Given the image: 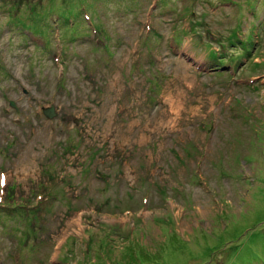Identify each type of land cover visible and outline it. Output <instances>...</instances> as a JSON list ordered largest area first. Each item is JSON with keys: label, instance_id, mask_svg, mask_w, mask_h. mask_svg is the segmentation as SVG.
Listing matches in <instances>:
<instances>
[{"label": "rangeland", "instance_id": "rangeland-1", "mask_svg": "<svg viewBox=\"0 0 264 264\" xmlns=\"http://www.w3.org/2000/svg\"><path fill=\"white\" fill-rule=\"evenodd\" d=\"M0 178V264H264V0H0Z\"/></svg>", "mask_w": 264, "mask_h": 264}, {"label": "trees", "instance_id": "trees-1", "mask_svg": "<svg viewBox=\"0 0 264 264\" xmlns=\"http://www.w3.org/2000/svg\"><path fill=\"white\" fill-rule=\"evenodd\" d=\"M252 41L250 40V37L245 39V40H239V51L237 53H234V56H227L223 59H218L217 57H219V54H212V52H210L208 54V57L211 59L210 63L211 64H221V63H227V62H230V61H234V64H236L237 62H240V59L239 57L243 56V55H247V53L249 52V49L251 48V45H252ZM222 52V51H220ZM231 53V52H230ZM229 53V54H230ZM233 54V53H231ZM227 58V60H226ZM236 59V60H235ZM161 189V188H160ZM16 207V208H15ZM17 207H21V205H15L14 207L13 206H10L8 208L9 212H7V208L5 209L2 205L0 207V213L5 215V216H9L11 214L12 211H18V214L19 216H21V222H23L24 224H27V222L29 221L28 217H27V213L28 212H25V213H22L20 212L21 210H17ZM26 210V209H25ZM23 215V216H22ZM25 230H21V233H23ZM28 235V232L25 234V237L24 236H19L18 240L21 241L24 243L25 240H27V236ZM143 243L140 241H137V247H139V253L142 254L143 256H148V253H147V250L145 248H143ZM32 248V247H30ZM124 248V247H123ZM128 249V248H127ZM124 251V250H123ZM124 253L126 254V252L124 251ZM131 255V254H129Z\"/></svg>", "mask_w": 264, "mask_h": 264}, {"label": "water", "instance_id": "water-1", "mask_svg": "<svg viewBox=\"0 0 264 264\" xmlns=\"http://www.w3.org/2000/svg\"><path fill=\"white\" fill-rule=\"evenodd\" d=\"M11 104V102H9ZM41 112L44 116L49 117L53 112H52V107L51 106H44L41 109Z\"/></svg>", "mask_w": 264, "mask_h": 264}, {"label": "snow or ice", "instance_id": "snow-or-ice-1", "mask_svg": "<svg viewBox=\"0 0 264 264\" xmlns=\"http://www.w3.org/2000/svg\"><path fill=\"white\" fill-rule=\"evenodd\" d=\"M3 181H2V178H0V183H2Z\"/></svg>", "mask_w": 264, "mask_h": 264}, {"label": "bare ground", "instance_id": "bare-ground-1", "mask_svg": "<svg viewBox=\"0 0 264 264\" xmlns=\"http://www.w3.org/2000/svg\"><path fill=\"white\" fill-rule=\"evenodd\" d=\"M20 169V168H19Z\"/></svg>", "mask_w": 264, "mask_h": 264}]
</instances>
